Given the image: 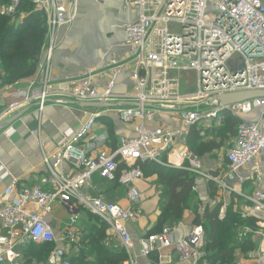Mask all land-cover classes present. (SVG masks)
Segmentation results:
<instances>
[{
  "label": "built area",
  "instance_id": "built-area-1",
  "mask_svg": "<svg viewBox=\"0 0 264 264\" xmlns=\"http://www.w3.org/2000/svg\"><path fill=\"white\" fill-rule=\"evenodd\" d=\"M29 1L45 15L47 24V44L38 63L41 79L23 87L19 81L9 84L10 100L0 111V124L33 103L40 111L48 103L71 107L82 120L61 133L52 153H43L46 175L38 184L15 190L14 180L4 188L0 264H22L17 248L27 241L58 243L47 264H70L67 253L79 247L83 235L78 226L81 211L107 224L126 252L121 264H139L127 227L142 216V193L135 182L144 175L138 163L168 165L173 152L182 160L179 168L242 196L249 203L240 213L243 218L264 219V192L256 189L246 195L240 190L245 177L239 170L264 158V131L257 122L239 121L225 153L223 175L204 170L199 155L185 143L193 125L218 127L226 114L236 117L261 108L264 121V95L225 104L220 100L226 94L264 91V0H123L121 10L135 15L123 25L125 52L67 76L66 89L51 84L48 70L59 31L75 21L79 0ZM23 2L0 0V16L16 19ZM122 73L128 74V83L124 92H117ZM0 87H5L1 70ZM82 103L109 106L82 107ZM111 116L131 132L119 136L115 148L108 147L110 136L102 122ZM6 133L11 134L12 128ZM63 163L73 166L72 174L57 171ZM8 176L0 165V178ZM94 176L117 182L126 204L93 196ZM55 203L69 213L65 226H58V236L49 218ZM223 217L220 208L219 218ZM174 231V226L165 224L159 232L139 237V256L148 264H209L200 261L205 254L202 223L180 237ZM250 235L264 233L250 226L237 229L238 242ZM237 252L233 264H264V250L256 248L250 255Z\"/></svg>",
  "mask_w": 264,
  "mask_h": 264
},
{
  "label": "crops",
  "instance_id": "crops-1",
  "mask_svg": "<svg viewBox=\"0 0 264 264\" xmlns=\"http://www.w3.org/2000/svg\"><path fill=\"white\" fill-rule=\"evenodd\" d=\"M122 1L123 0H79L78 14L73 22L74 25L71 29L72 34L70 33L73 41L69 40V29L61 30V28L57 37L56 49L49 65L48 79L55 88L66 89L67 85L63 83V80L67 76L86 67L97 65L112 55H122L125 52V48L123 47L125 41L123 25L133 20L135 15L131 12L121 10L120 4ZM96 8L102 10V14L100 13L101 15L93 13ZM80 11H85L86 14L77 20ZM84 17H86L85 19L87 22L88 20L89 22L93 21L94 25H84L82 23V18ZM41 60L42 56L39 61ZM36 78V83H39L41 78L38 73V67L33 74L19 80L20 86H26L29 81ZM127 83L128 74L122 73L119 77L116 91L124 92ZM9 87V84H5L3 88L0 87V111L10 100ZM261 110V108H257L249 113H240L236 117L239 120L257 122L264 131V121L261 119ZM17 113H20L17 118L8 121V119ZM15 114L7 117L0 124V165L4 166L5 170L9 173V176L5 180L0 178V203L3 200L2 192L4 188L12 181L15 180L16 182L15 190L39 183V179L46 175V167L42 161L43 153H52L61 133L69 127H75L82 120L80 113L73 108L53 103H48L41 111L36 109L34 103L26 105ZM113 120L116 141L121 135L131 134L129 127L122 125L116 119ZM8 127L12 128L11 134L6 133ZM104 129L108 133L106 126H104ZM233 138H231L229 142H231ZM110 142L111 137L108 147H110ZM228 145H230V143ZM226 151L227 150L220 155L215 151V153L213 152L209 155L199 156L203 169L213 174L223 175L227 169V162L225 161ZM170 156L171 157L169 159L167 158L166 162L168 165L179 167L182 164V160L176 153L173 152ZM57 171L64 174H72L73 166L68 163H63L57 168ZM239 173L245 177V183L240 189L242 193L250 195L256 189L264 192V158L256 159L249 166L241 168ZM194 177L195 187L197 188L195 192L200 200L198 205V212L200 214H202L206 206L212 209L216 204H220V208L225 212L226 207L230 203L231 194L236 195L233 201L237 202L239 200V202L244 204V207L249 204L245 203L242 196L236 193H231L221 188L218 189L214 183L200 176ZM209 183L214 184V187H216V194L212 198L209 196ZM135 184L142 193L140 202L142 216L136 222L129 223L127 227L134 242L132 254L135 255L139 264H148L144 257L139 256L138 239L155 225L159 215L158 201L160 186L157 183L156 175L145 177L136 181ZM95 189L96 187L94 186V189L91 190L90 193L92 194V191H96ZM151 198H153L152 202L150 201L148 203L153 205L155 210L150 216H147L143 214V204L146 200ZM114 202L125 205L124 195L117 197ZM233 208H236V203H234ZM243 209L244 208H239L238 211L241 213ZM191 216L192 212L187 210L183 219L174 226L175 237H180L191 229L193 220L190 224L185 225V220L191 218ZM84 218L85 216L82 215L79 221L81 222L80 228L82 230ZM52 220L53 219H51V224L55 228V235L58 236V226L60 224L63 225L64 221ZM256 220L258 229H261L264 233V219ZM111 237H113L110 239L112 242H108V248L114 251L122 249L117 238L112 234ZM249 237L254 240L257 249L264 250V236L250 235ZM56 245H58V243ZM250 254L251 252L247 255ZM237 258L238 252L236 253V259ZM22 264H24L23 260Z\"/></svg>",
  "mask_w": 264,
  "mask_h": 264
},
{
  "label": "trees",
  "instance_id": "trees-1",
  "mask_svg": "<svg viewBox=\"0 0 264 264\" xmlns=\"http://www.w3.org/2000/svg\"><path fill=\"white\" fill-rule=\"evenodd\" d=\"M25 7L34 8L29 0H24L18 9L16 18L19 11ZM45 35L46 25L40 12H30L17 26L13 24L10 17L0 16V63L5 72L3 83L12 84L30 76L37 70ZM239 121L235 116L225 115L223 124L217 127L219 134L226 135L225 141H230L235 136ZM102 122L111 137L110 147L115 148L114 126L107 124L105 118L102 119ZM206 128L207 126L203 127V124L193 125L185 141L188 147L201 157L212 154L221 147V142L205 140L202 133ZM138 165L144 178L156 175L157 183L160 186L159 215L155 225L145 233L146 235L159 232L165 224L175 226L181 221L182 213L190 210L193 216V225L202 223L205 230L207 252L200 261L206 260L211 264H233L238 250L248 254L256 248V243L250 237L245 238L242 242L237 241L238 228L250 226L253 229H258V225L255 218H243L239 211L233 209V199L236 195L231 194L230 203L226 207L222 219L219 218L220 204H216L212 209L206 206L200 214L198 212L200 200L193 190L195 177L189 171L151 161L139 162ZM93 182L96 191H92V195L102 197L107 202L113 203L117 197L124 195L122 187L117 182H106L98 176H94ZM98 184L100 188L97 187ZM208 188L209 196L212 198L216 194V187L209 183ZM84 219L83 235L78 247L80 252L76 255L67 253L66 257L70 263L121 264L127 257L125 250L114 251L103 243L108 226L98 217L90 214H86ZM90 237L92 239L89 240ZM56 246L53 242L35 244L27 241L19 246L17 251L21 254L24 264H47L48 255Z\"/></svg>",
  "mask_w": 264,
  "mask_h": 264
},
{
  "label": "rangeland",
  "instance_id": "rangeland-1",
  "mask_svg": "<svg viewBox=\"0 0 264 264\" xmlns=\"http://www.w3.org/2000/svg\"><path fill=\"white\" fill-rule=\"evenodd\" d=\"M32 11H37V12H40L41 13V17L43 18V20H44V22H45V25H46V32H47V24H46V19H45V15L41 12V11H39V10H36L35 8H29L28 9V7L26 8H23L21 11H20V13L18 14V17L16 18V19H14V20H12L13 21V24L15 25V26H17L18 25V23L21 21V20H23L24 18H26L27 16H28V14L30 13V12H32ZM93 13H97L98 15H101L102 14V10H99V9H95L94 11H93ZM101 13V14H100ZM86 14V12L85 11H80V13H79V16H78V19L77 20H79V18L80 17H83L84 15ZM86 17H84V18H82V23L85 25L86 24V26H91V25H94V22L93 21H90L89 22V20H88V22L86 21V19H85ZM81 20V19H80ZM87 22V23H86ZM103 22V21H102ZM73 25L74 24H72L70 27H64V28H62L61 30H67V29H69V34L71 33V29L73 28ZM68 34V37L70 36V39L69 40H72V37H71V34L69 35ZM73 41V40H72ZM66 42H67V40H66ZM46 35H45V40H44V45H43V47H42V50H41V53H40V56H39V60L41 59V56H42V54H43V52H44V50H45V48H46ZM234 57H236V56H234ZM39 63V62H38ZM0 70H1V72H2V74H3V76L5 75V72H4V70H3V67H2V65H1V63H0ZM106 119V121H107V124H109V125H113L114 124V117H108V118H105ZM203 127H204V125H203ZM219 131V129H217V127H207L206 129H205V131L202 133V134H204L203 136H205V140L206 141H209V140H216V142H221V147L219 148V149H216L215 151L217 152V154L218 155H220V154H222V153H224L225 152V150H227L228 148H229V146L230 145H228L230 142L229 141H225V138H226V135H222V134H219L220 132H218ZM218 134H219V136H218ZM215 151H214V153H215ZM171 156H170V154L168 155V159L170 158ZM98 188H100V186H99V184H98V186H97ZM103 188V187H102ZM159 190H160V188H159ZM96 193V192H95ZM118 193V192H117ZM152 199L153 198H151V199H148V200H146L145 201V203L143 204V214L144 215H151V213L155 210V207L153 206V205H150V203H148V202H152ZM147 203V204H146ZM234 203H236V208H233L234 210H236V211H238V209L239 208H244V204L243 203H241V202H239V200L236 202V201H234ZM246 205V204H245ZM190 211V210H189ZM186 212H187V210L186 211H184L183 213H182V216L180 217L181 218V220L183 219V217H184V215L186 214ZM84 214V211H81L80 212V215L82 216ZM49 217L51 218V219H53L52 221H54V220H61V221H64L63 222V224H64V226H65V224L67 223V220H68V217H69V213L67 212V210L61 205V204H59V203H55L54 205H53V212L51 213V214H49ZM192 220H193V216L191 217V218H188V219H186L185 220V225H187V224H190L191 222H192ZM80 225H81V222H79V224H78V226L80 227ZM107 225V224H106ZM63 226V227H64ZM111 238H113V237H111V234H110V231H109V229H108V227H107V229H106V231H105V237H104V239H103V243L108 247V242L109 241H111L112 242V240H110ZM90 239H92V237H90L89 238V240ZM86 243H88L87 241H86ZM85 243V244H86ZM80 250V248H75V247H73V248H71V250H69L68 252H70L71 253V255H76V254H79V251ZM206 252H207V246L205 245V254H206ZM69 253V254H70ZM204 254V255H205ZM68 260V259H67ZM203 262L205 261V262H207L208 263V261H206V260H202ZM201 261V262H202ZM68 262L70 263V260H68ZM71 264V263H70ZM209 264H211V263H209Z\"/></svg>",
  "mask_w": 264,
  "mask_h": 264
},
{
  "label": "water",
  "instance_id": "water-1",
  "mask_svg": "<svg viewBox=\"0 0 264 264\" xmlns=\"http://www.w3.org/2000/svg\"><path fill=\"white\" fill-rule=\"evenodd\" d=\"M264 95V91H248V92H239V93H233V94H226V95H222L220 97V100L223 104L225 103H231V102H236V101H241L244 99H249L252 98L254 96H263ZM80 106L82 107H98V106H109V104H98V103H82L80 104ZM20 115V113H17L15 115H13L10 119H8V121H11L15 118H17ZM170 166V165H168Z\"/></svg>",
  "mask_w": 264,
  "mask_h": 264
}]
</instances>
